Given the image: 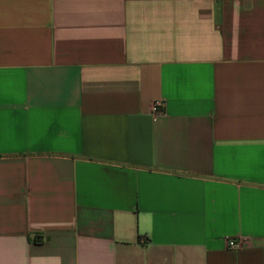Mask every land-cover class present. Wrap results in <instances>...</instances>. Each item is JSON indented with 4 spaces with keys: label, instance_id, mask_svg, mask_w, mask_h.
I'll use <instances>...</instances> for the list:
<instances>
[{
    "label": "crops",
    "instance_id": "0c3cea01",
    "mask_svg": "<svg viewBox=\"0 0 264 264\" xmlns=\"http://www.w3.org/2000/svg\"><path fill=\"white\" fill-rule=\"evenodd\" d=\"M0 264H264V0H0Z\"/></svg>",
    "mask_w": 264,
    "mask_h": 264
},
{
    "label": "built area",
    "instance_id": "2783aa9c",
    "mask_svg": "<svg viewBox=\"0 0 264 264\" xmlns=\"http://www.w3.org/2000/svg\"><path fill=\"white\" fill-rule=\"evenodd\" d=\"M165 113V102L162 100H157L152 104V117L156 120L158 117ZM228 249L237 250L242 246V242L238 239H229L227 241Z\"/></svg>",
    "mask_w": 264,
    "mask_h": 264
}]
</instances>
